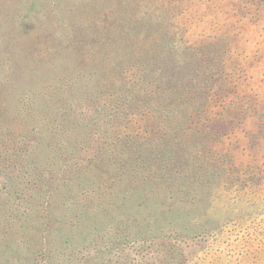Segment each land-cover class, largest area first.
<instances>
[{
    "label": "rangeland",
    "instance_id": "374dc122",
    "mask_svg": "<svg viewBox=\"0 0 264 264\" xmlns=\"http://www.w3.org/2000/svg\"><path fill=\"white\" fill-rule=\"evenodd\" d=\"M0 264H264V0H0Z\"/></svg>",
    "mask_w": 264,
    "mask_h": 264
},
{
    "label": "trees",
    "instance_id": "16d2710c",
    "mask_svg": "<svg viewBox=\"0 0 264 264\" xmlns=\"http://www.w3.org/2000/svg\"><path fill=\"white\" fill-rule=\"evenodd\" d=\"M62 146V145H61ZM148 226L151 224V220H147Z\"/></svg>",
    "mask_w": 264,
    "mask_h": 264
}]
</instances>
